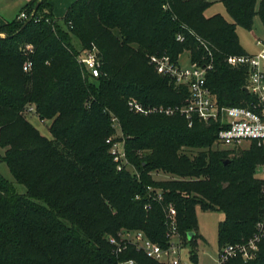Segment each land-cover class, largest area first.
Masks as SVG:
<instances>
[{"label": "trees", "instance_id": "1", "mask_svg": "<svg viewBox=\"0 0 264 264\" xmlns=\"http://www.w3.org/2000/svg\"><path fill=\"white\" fill-rule=\"evenodd\" d=\"M223 2L233 22L207 16L209 0H75L59 19L48 0H31L0 26V160L26 189L18 193L0 173V264H164L134 247L117 256L107 236L137 229L165 245L168 204L194 260L197 206L225 213L220 249L252 237L263 214L264 147L219 148L218 121L194 118L190 125L180 113L145 115L129 106L133 99L146 108L184 105L187 86L157 72L151 56L179 62L189 52L203 65L212 61L209 51L207 83L219 104L253 101L244 89L249 68H234L227 58L248 54L237 27L251 30L257 14L264 23V0L259 7L258 0ZM93 46L101 62L97 83L78 61ZM30 107L51 121V137L26 118ZM114 119L121 136L112 138ZM109 139L124 142L133 170H118ZM155 171L173 178L157 180ZM157 189L161 202L153 198ZM228 264H264V239L256 259Z\"/></svg>", "mask_w": 264, "mask_h": 264}, {"label": "built area", "instance_id": "2", "mask_svg": "<svg viewBox=\"0 0 264 264\" xmlns=\"http://www.w3.org/2000/svg\"><path fill=\"white\" fill-rule=\"evenodd\" d=\"M20 18H26L22 12ZM180 41L184 40L182 35L178 36ZM257 44L261 50L257 54L231 55L227 62L232 67L247 66L249 76L247 84L248 93L253 96L247 106H227L221 105L216 99L215 94L207 83L208 73L214 68L213 54L209 51L212 61L207 64L190 62L184 66L181 62L172 60L169 55H153L150 62L154 65L157 72L171 77L176 85H185L189 90V96L184 105L169 107H144L137 100H130L129 106L137 113L145 115L151 113H163L174 115L180 113L186 117L189 124H193V119L210 122L218 121L220 130L218 132L215 146L225 144L238 148L244 140L256 142L258 146L264 147V41L258 40ZM30 48V45L26 46ZM208 49V47H206ZM78 61L84 65L90 78L100 76L101 62L99 50L96 46L82 50L78 55ZM31 62L27 61L23 65L24 71H29ZM33 112V108L28 109V113ZM114 122H117L114 119ZM110 152L117 164L118 170L128 169L130 162L127 158L123 141H113ZM258 175L262 180V196L264 200V164L258 166ZM153 190L152 187H149ZM154 200L159 202L164 200L163 192L157 189L154 192ZM149 208L150 205L145 206ZM167 243L165 245L150 239L147 233L137 229H121L117 234H109L107 239L113 246V251L117 256L122 255L129 247H134L137 251L144 252L152 258L164 264H192L184 257L185 243L179 231L178 212L173 204L165 206ZM264 239V205L262 217L256 224L255 233L248 240L238 243H229L220 249L217 263L228 264L235 257H241L248 262L257 258L260 251V244ZM117 264H138L134 258L119 259Z\"/></svg>", "mask_w": 264, "mask_h": 264}, {"label": "rangeland", "instance_id": "3", "mask_svg": "<svg viewBox=\"0 0 264 264\" xmlns=\"http://www.w3.org/2000/svg\"><path fill=\"white\" fill-rule=\"evenodd\" d=\"M1 1H8V0H1ZM53 5H56V9L53 12L56 13L57 15H60L57 13L58 7H59V2L60 0H52ZM212 2V4L208 7L206 10L205 14L207 16H213L216 14H220L224 16L229 22H233L234 19L233 17L229 14L226 5L224 4L223 0H209ZM261 0H258L257 2V7H259ZM1 16H3L1 14ZM11 17V16H10ZM10 19V18H9ZM237 32L239 35V39L243 47L246 49V51L250 54H257L261 50V46L257 44L258 40L264 41V23L260 17L259 14H257L254 17L253 21V28L251 30L238 25L237 27ZM73 43L77 48L79 47V43L76 41V39H73ZM190 53L185 52L181 56V64L184 66H188L190 64ZM90 82H95L97 83V80L94 78H89ZM26 118L39 130V132L42 135H45L47 137H51L48 127L50 125V120H40L37 115L33 112H27L26 113ZM114 127L116 128L117 132L115 135L112 137H118L121 136V131H120V126L118 125L117 122L112 121ZM252 142L250 140H244L240 147L237 148V150L241 149H247L251 146ZM124 145H122L123 147ZM216 147L219 148H227L229 146L225 144H219ZM235 148V147H231ZM3 153V149L0 148V154ZM130 170H133V167L131 164L127 167ZM0 173L5 177L9 182H11L15 190L18 193H25L26 189L24 185L16 183L13 179V176L9 170L8 165L0 160ZM153 176L157 180H168L173 178L172 175L166 174L163 171H155L153 173ZM197 220H198V229L195 233V238H196V246L195 250L197 251L199 255L198 262H195L190 259V251H191V244L185 243V253L184 257L188 259L192 264H218L217 259L220 251V246H219V235H218V228H219V223L225 218V213L221 210L218 209H209V210H204L200 206H197ZM193 236V237H194Z\"/></svg>", "mask_w": 264, "mask_h": 264}, {"label": "crops", "instance_id": "4", "mask_svg": "<svg viewBox=\"0 0 264 264\" xmlns=\"http://www.w3.org/2000/svg\"><path fill=\"white\" fill-rule=\"evenodd\" d=\"M75 0H60L59 2V7L57 13H59L60 15H57L56 13H54V10H57L55 7L56 5H53V1L52 0H48V2L52 5V13L53 16L56 19L62 18L67 10V8L74 2ZM31 2V0H8V1H1L0 0V26L5 24L8 21L13 20L20 12L21 8L27 4ZM1 14L3 16H1ZM11 16V17H10ZM10 18V19H9ZM183 55V54H182ZM181 55V56H182ZM191 59V58H190ZM191 61V60H190ZM180 62H181V57H180ZM191 252H190V259L198 262L199 259V255L197 256V259L194 260L191 256ZM188 260V259H187Z\"/></svg>", "mask_w": 264, "mask_h": 264}, {"label": "water", "instance_id": "5", "mask_svg": "<svg viewBox=\"0 0 264 264\" xmlns=\"http://www.w3.org/2000/svg\"><path fill=\"white\" fill-rule=\"evenodd\" d=\"M26 23H27V22H25V24H26ZM25 24H24V25H25ZM244 89H245L247 92L249 91L247 87H245ZM192 235H193V233L190 234V236H192Z\"/></svg>", "mask_w": 264, "mask_h": 264}]
</instances>
